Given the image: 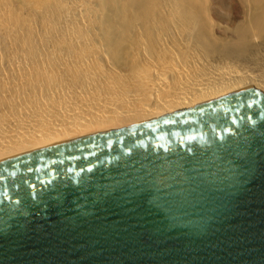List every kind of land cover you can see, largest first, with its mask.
<instances>
[{"label":"water","instance_id":"water-1","mask_svg":"<svg viewBox=\"0 0 264 264\" xmlns=\"http://www.w3.org/2000/svg\"><path fill=\"white\" fill-rule=\"evenodd\" d=\"M0 264H264V92L1 161Z\"/></svg>","mask_w":264,"mask_h":264},{"label":"bare ground","instance_id":"bare-ground-1","mask_svg":"<svg viewBox=\"0 0 264 264\" xmlns=\"http://www.w3.org/2000/svg\"><path fill=\"white\" fill-rule=\"evenodd\" d=\"M242 1L0 0V162L264 92V0Z\"/></svg>","mask_w":264,"mask_h":264},{"label":"rangeland","instance_id":"rangeland-1","mask_svg":"<svg viewBox=\"0 0 264 264\" xmlns=\"http://www.w3.org/2000/svg\"><path fill=\"white\" fill-rule=\"evenodd\" d=\"M215 1H218L217 2V4H216V6L219 8V9H221L222 7V5H223V8L222 9H224V10H222L221 9V11H223V13H225V14H227V15H229V14H232V11H233V13H234V15L233 16H235L234 18L237 20V21H242V20H244V16H245V13H244V3H243V1L242 0H230V2H228L229 0H215ZM220 1V2H219ZM232 1V2H231ZM222 2V3H221ZM226 2V3H225ZM234 2V3H233ZM230 3V5L231 4H233V5H228ZM221 4V6H219ZM225 4H227L226 6H228V13L226 12V7H225ZM237 4V5H236ZM234 5H235V7H234ZM237 6V7H236ZM231 7V8H230ZM226 8V9H225ZM231 10H230V9ZM237 8V9H236ZM236 11H235V10ZM225 11V12H224ZM231 11V12H230ZM230 12V13H229ZM236 13V14H235ZM239 13V14H238ZM238 15V16H237ZM243 18V19H242Z\"/></svg>","mask_w":264,"mask_h":264}]
</instances>
